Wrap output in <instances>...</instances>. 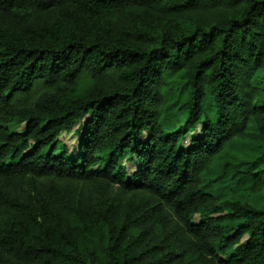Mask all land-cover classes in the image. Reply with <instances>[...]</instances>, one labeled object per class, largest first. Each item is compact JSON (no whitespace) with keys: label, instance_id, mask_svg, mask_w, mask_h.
Masks as SVG:
<instances>
[{"label":"trees","instance_id":"16d2710c","mask_svg":"<svg viewBox=\"0 0 264 264\" xmlns=\"http://www.w3.org/2000/svg\"><path fill=\"white\" fill-rule=\"evenodd\" d=\"M0 264H264V0H0Z\"/></svg>","mask_w":264,"mask_h":264},{"label":"rangeland","instance_id":"374dc122","mask_svg":"<svg viewBox=\"0 0 264 264\" xmlns=\"http://www.w3.org/2000/svg\"><path fill=\"white\" fill-rule=\"evenodd\" d=\"M15 129H19L21 128V126L14 124L12 126ZM189 138V136L187 137V139ZM60 141L63 144H66L69 147L75 146L77 141H78V132H77V128H74L73 130L70 131H64L61 136H60Z\"/></svg>","mask_w":264,"mask_h":264}]
</instances>
